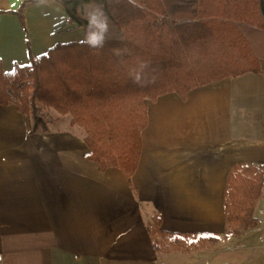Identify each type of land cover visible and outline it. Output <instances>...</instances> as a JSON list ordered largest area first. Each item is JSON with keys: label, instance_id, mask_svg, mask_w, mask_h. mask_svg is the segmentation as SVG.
Here are the masks:
<instances>
[{"label": "crops", "instance_id": "1", "mask_svg": "<svg viewBox=\"0 0 264 264\" xmlns=\"http://www.w3.org/2000/svg\"><path fill=\"white\" fill-rule=\"evenodd\" d=\"M22 1L0 0L4 72L29 65L27 42L39 58L85 38L53 0L26 6V33L9 13ZM145 102L130 185L119 169L100 171L85 158V134L69 115L34 130L15 104L0 105V264H194V254L189 263L155 249L154 219L168 234H224L229 168L264 166V66L185 100L170 92Z\"/></svg>", "mask_w": 264, "mask_h": 264}, {"label": "trees", "instance_id": "2", "mask_svg": "<svg viewBox=\"0 0 264 264\" xmlns=\"http://www.w3.org/2000/svg\"><path fill=\"white\" fill-rule=\"evenodd\" d=\"M69 24L84 31L80 42L56 44L29 65L4 72L0 61V105L15 104L46 130L39 105L83 129L85 158L100 171L113 167L128 185L141 155V133L147 125V104L166 93L183 100L192 89L264 66V0H53ZM24 0L14 14L25 32ZM101 9L119 32L116 39L99 38L86 7ZM171 13L170 23L166 16ZM3 12L0 11V14ZM264 166L233 164L223 194L225 231L245 214L256 228L252 210L260 201ZM154 236L181 241L213 237L168 234L160 218L150 227ZM216 238V237H215ZM155 249L160 245L154 240Z\"/></svg>", "mask_w": 264, "mask_h": 264}, {"label": "rangeland", "instance_id": "3", "mask_svg": "<svg viewBox=\"0 0 264 264\" xmlns=\"http://www.w3.org/2000/svg\"><path fill=\"white\" fill-rule=\"evenodd\" d=\"M84 14L98 30L99 38L116 39L119 32L108 22L100 8L96 6L86 7ZM166 19L172 23L171 13H167ZM84 32V31H83ZM39 114L44 122H53L57 113L39 105ZM33 123V121L31 120ZM84 133V131H83ZM259 203L254 206L252 219L257 220L256 228L248 224L245 214L239 216V221L229 227L219 237L183 238L176 241L171 237L157 236L155 240L160 245V250L165 253H180L182 262H191L186 256L194 254V264H264V216L258 212Z\"/></svg>", "mask_w": 264, "mask_h": 264}, {"label": "built area", "instance_id": "4", "mask_svg": "<svg viewBox=\"0 0 264 264\" xmlns=\"http://www.w3.org/2000/svg\"><path fill=\"white\" fill-rule=\"evenodd\" d=\"M258 212L261 216H264V180L262 182L261 197L259 201Z\"/></svg>", "mask_w": 264, "mask_h": 264}]
</instances>
